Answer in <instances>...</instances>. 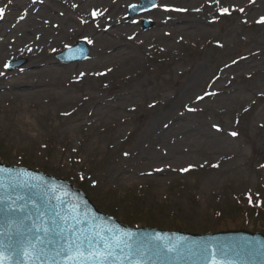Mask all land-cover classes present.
<instances>
[{"label": "rangeland", "instance_id": "374dc122", "mask_svg": "<svg viewBox=\"0 0 264 264\" xmlns=\"http://www.w3.org/2000/svg\"><path fill=\"white\" fill-rule=\"evenodd\" d=\"M37 1L45 3V0ZM91 1L89 0L81 10H68L64 5H59L58 10L70 13L74 20L73 23L63 26L64 38L61 39L62 44L59 46L48 43L43 37L37 39L42 35L40 32L37 34L32 32L28 40L24 39L20 34L21 21L18 22L13 35H10V45L5 49V53L0 55V78L4 79L0 82V91L11 92L8 88L2 89V85L10 80L22 82L27 86L35 83L37 78L28 79L27 75L43 70L49 64L69 68L64 78H58L63 80L66 90L77 96L75 115H85L86 120L80 123L71 121L72 117H69L67 112L72 108H69L68 104L56 107V102L47 95L40 96L39 101L25 104V111L22 114L16 113L15 102L10 98H2L3 93L0 92L2 163L70 182L82 191L101 213L132 229L153 228L199 236L240 231L264 235V120L254 122L264 110V85L255 87V84L259 83V80L256 83L259 75L253 68H249L243 74L233 70L241 55L246 51H255L260 53L257 66L260 68L259 72H263L264 75V31L260 34L253 33L252 37L245 36L247 31H258L254 21L243 23L239 20L241 14L238 10L229 15L231 9L228 6L229 0H216V5L210 11L212 23L204 28L205 33L201 37L188 38L176 33V29L168 32L175 37L170 39L171 41L176 42L177 39L176 56L159 50L152 44L148 45L145 51L142 47H137L141 39L135 34L152 33L159 28L158 19L154 18L157 9L127 19L130 7L141 5L142 0H130L122 8L119 4L122 0H103L108 8V14L120 16L121 24V27L117 26L116 29L103 33L98 29L99 22L93 16L95 11H89L93 8ZM2 3L4 0H0V6ZM184 3L190 2L183 0L182 4ZM163 4H168V0H158V6ZM44 5L39 8L35 6L36 10L32 12L33 18L37 21L49 18H40L39 10ZM112 7H118L119 12H113ZM233 8L243 6L236 5ZM221 9H228V12L222 13ZM22 13L23 8L16 11L15 16L11 18H19ZM187 18V15L163 16L164 21L170 19L183 21ZM146 22H151L152 27L146 28L144 26ZM103 25L105 29L113 27V24L106 22ZM115 30L124 31L120 34L114 33ZM99 34L107 37L105 41L108 42L107 45L97 41ZM13 41L17 46L12 45ZM79 41H86L89 45L88 59L76 64L60 63L57 56ZM106 51L114 53L126 51L138 56L139 68L129 71L122 77L121 72L132 66L127 56L120 60H109L105 67L96 69L98 76L90 84H87V79L80 80L79 75L89 70L93 58L99 59ZM31 60L38 61L39 65L33 67ZM12 63L14 70L9 72L8 65ZM86 65L88 67H85ZM201 65L204 66L205 73L201 83L194 87L189 83V78ZM93 68L94 64L90 70ZM137 73H141V80L135 87L133 83L127 82V79L128 75ZM224 75H229L227 81L217 82V79ZM49 79H45L46 82L49 81L46 85L57 92L60 88L55 76L52 75ZM96 83L101 89L99 93L93 85ZM213 84L216 89L224 91L232 89L233 86L253 88L252 93L246 95L244 100L236 97V102L231 106H219L214 110L215 124L224 120L223 110L228 108L231 111L226 120L233 127L237 141L228 143L223 152L227 157H235L232 164L234 166L236 163L239 166L238 177L232 182L216 181L211 192L201 190L202 183L214 173L205 159L207 158L205 154L210 151V146L206 142L205 150H201L191 159L184 172L170 174L167 177L153 175L152 165L144 163L145 169L138 182L136 179L131 180L132 182H114L110 171L124 166L120 156L139 142L152 118L168 113L169 116L165 117L164 123H173L177 116L175 112H180L183 103H188L189 100L185 98L182 100L181 97L188 92L191 98L197 94H204ZM27 86L23 87L28 91ZM118 86L120 90L115 89ZM43 87L46 89L44 84ZM78 89L80 93L77 95L75 92H78ZM124 89L138 96V101L129 106V110L135 111L129 114L122 108H114L110 100L112 95ZM167 89L169 91H166ZM163 91L168 95L166 100L162 101L159 96L156 105H151L148 97L161 94ZM98 103L102 104L100 108L108 107L105 116L95 122L87 120L88 113L93 108H98ZM205 110L211 111L210 107ZM124 119L128 120L127 125L121 123ZM207 122L208 114L202 113L193 117V120H187L185 128L198 131L197 128ZM187 133L189 131L179 134L180 138L183 140L181 136ZM116 137L118 140H115ZM213 138L216 142L223 141L207 135V140L214 141ZM149 144H153V139L149 140ZM240 151L244 153L240 155Z\"/></svg>", "mask_w": 264, "mask_h": 264}, {"label": "bare ground", "instance_id": "6f19581e", "mask_svg": "<svg viewBox=\"0 0 264 264\" xmlns=\"http://www.w3.org/2000/svg\"><path fill=\"white\" fill-rule=\"evenodd\" d=\"M89 0H45V3L38 2L37 0H4L0 9H3L2 20H0V55L5 53V49L10 45L9 37L13 35V32L16 30L18 22H22L20 34L26 40H28V36H31V33L37 34L38 32L42 33L41 36L37 37V39L44 38L45 41L52 45L59 46L62 44L61 39L64 38L65 29L63 26H67L68 24L73 23V18L68 12L59 11V5H64L68 10H81L86 6ZM103 0H92L90 4L93 8L89 9L98 13L95 16V20L99 22L98 29L100 32L106 33L110 30H114L117 26L121 27L119 23L120 16H116L115 14H108V8L102 2ZM130 0H122V6ZM189 4H182L183 0H168V4H163L159 6L158 12H156L154 18L158 19L159 28L152 33H142L136 32V37L141 39V43L137 44V47H142L145 51L148 45L152 44L157 47L159 50H164L177 55V39L175 41H171L170 39H174L175 37L171 36L168 33L171 29H176V33H179L188 38H196L201 37L205 31L204 28L210 26L211 21V9L216 5V0H187ZM233 2V3H230ZM45 4V5H44ZM44 5L39 12L41 13L40 18L45 20L37 21L32 16L33 10ZM195 5V6H192ZM243 6V11H241L240 21L243 23L254 21V26L258 27L256 30L258 31H247L245 36L252 37L253 33H262L264 31V21H262V17H264V0H229L228 6L233 8L234 6ZM23 8V13L19 18L12 19L14 17V13ZM201 8V9H197ZM197 9V10H196ZM12 10V13H11ZM111 10L113 12H119L118 7H112ZM202 12V13H201ZM11 14V16H10ZM172 14L173 17L179 15H187L188 18L185 20H175L170 19L167 21L163 20V16ZM118 19V21H116ZM54 20V21H53ZM59 21V22H57ZM106 22L108 24H113L111 29L103 28L105 25L103 23ZM179 25V27H177ZM126 25H124L123 29H125ZM161 28V29H160ZM13 29V30H10ZM124 30H115L114 33L119 32L123 34ZM232 35V33H231ZM178 36V37H183ZM256 36V35H255ZM25 41V40H24ZM30 41V40H29ZM37 41V40H36ZM97 41H101L103 44H108L107 37L103 36V34H99ZM13 46H17L16 42L13 41ZM153 46V48H155ZM145 53V52H144ZM129 57V60L132 62V66L130 68H126L123 70L122 77L126 75L129 71L133 69L139 68V58L138 56L132 55L129 52L121 51L114 53L113 51L105 52L100 55V58H93L94 68L92 70L90 66L88 71L81 73L79 75L80 80L87 79L88 83L92 82V80L97 76L96 69L103 68L107 65V61H115L124 59V57ZM260 60V53L255 51H246L241 57L238 59L237 64L233 66V70H237L239 74H243L249 68H253L257 71L259 78L256 80V83L259 80V83L256 85H264V75L263 72H259L260 68L257 66L258 61ZM33 67L38 66V61L31 60L30 61ZM85 67H88L87 65ZM69 68H59L54 63L49 64V66L43 70H39L34 73H29L27 75L28 79L37 78L36 82L27 86L24 83H17L16 81L10 80L9 82H5L2 85V89H7L11 92L3 93L2 98H10L12 99L16 106L14 111L16 113L22 114L25 111V104L28 102H36L39 101L40 96L47 95L51 96L52 100L56 102V107L61 105L72 108L67 112V115L71 118V121H75L80 123L85 119V115H75L76 114V98L73 92L68 91L63 86V80H59V78H64L66 76V72H68ZM236 72V71H235ZM205 73L204 66H198L191 74L189 78V83L194 87L199 85L203 79V75ZM52 75L55 76V79L58 82V87L60 88L57 92L52 91L50 86H47L45 79L51 78ZM5 79L6 77L3 76ZM59 77V78H58ZM95 78V79H96ZM229 78V75H224L218 78L216 81L226 80ZM4 80V79H3ZM0 78V82L3 81ZM7 80V79H6ZM50 80V79H49ZM141 80V73H137L136 75H128L127 82H131L136 87L139 85ZM61 81V82H60ZM215 81V82H216ZM216 82V83H217ZM215 83V84H216ZM46 86V89L43 87ZM215 84L212 85V88L201 94H197L191 98L189 92L186 93L182 98V100L189 99L188 103H183L181 106L180 112H175L177 116L176 121L173 123H164L165 117L169 116L168 113L160 116L154 117L149 122V127L146 133L140 138L139 142L135 144L129 151L120 156V160L124 161V166L118 170H111L110 174L113 175L114 182L116 181H131L136 179L139 181V177H142L143 171L145 167L143 164H151V170L153 175H166V177L170 174H178L184 172L186 167L189 165L191 159L197 155L201 150H205V144L208 143L210 146L209 153H206V161L214 170L213 174L206 179L202 185L201 190L204 192H211L214 189V184L216 181H233L240 174L239 166H233V162H235V157H227L224 155L223 149L229 144L235 143L237 141V135H232L234 129L226 120V116L229 115L231 111L228 108L223 110L222 114L224 116V120L220 123H213L214 120V110L217 107L223 106H231L236 102V97L245 98L246 95L252 93L253 88L244 87L241 88L239 86H233L232 89L229 90H218L215 88ZM50 85V84H49ZM95 89L98 90V93L101 91L96 84H93ZM91 85V87L93 86ZM23 86L28 87V91L24 89ZM121 86V85H119ZM116 87V90H120V87ZM155 88V86H153ZM81 88H85L81 86ZM44 89V90H43ZM43 90V91H42ZM79 90V89H78ZM27 91V92H26ZM42 91V93H39ZM166 91H169L167 89ZM166 91H163L161 94H153L148 97L151 101V105H156L157 98L165 101L168 97ZM26 92V93H25ZM80 93V90L78 92ZM92 97H95L94 94H91ZM11 96V97H10ZM138 96L134 94L128 93L127 90L115 93L110 97L111 102L114 105V108H122L125 110L127 114L132 112V109L129 110V106L136 103ZM160 100V99H158ZM241 102V100H238ZM112 105V106H113ZM102 106L101 103H98V108H93L88 113V119L90 121H99L102 117L105 116V111L108 109L100 108ZM210 107V112H206V108ZM202 113L208 114V122L204 123L202 127H198V131H193L191 129H186V121L193 120V117L196 115H202ZM65 115V114H62ZM169 119V118H168ZM20 120H22L20 118ZM264 120V110L258 115L254 122H261ZM125 123L126 125L129 123L127 119L122 120L121 123ZM128 122V123H127ZM147 122V123H148ZM193 122V121H191ZM146 123V124H147ZM120 128V127H119ZM121 129V128H120ZM191 130V131H190ZM184 134L183 140L180 138L179 134H183V132H188ZM179 135L177 138H175ZM207 135L220 138L222 142H216L207 140ZM153 139V144H149V140ZM118 140V137L115 138ZM189 141V142H187ZM195 145L196 147H192ZM244 152L240 151V155ZM238 169V170H237ZM132 182V181H131ZM134 182V181H133ZM125 184V183H124Z\"/></svg>", "mask_w": 264, "mask_h": 264}, {"label": "water", "instance_id": "95a60500", "mask_svg": "<svg viewBox=\"0 0 264 264\" xmlns=\"http://www.w3.org/2000/svg\"><path fill=\"white\" fill-rule=\"evenodd\" d=\"M76 51L78 56L67 57ZM87 53L79 44L59 59L81 61ZM100 236L124 242L123 251L113 249L108 264H264L262 235L132 230L101 215L66 182L0 163V253L7 264H68L65 251L70 245L85 237L99 241ZM82 247L87 251V244ZM93 247L104 250L102 243Z\"/></svg>", "mask_w": 264, "mask_h": 264}, {"label": "snow or ice", "instance_id": "6c2138e0", "mask_svg": "<svg viewBox=\"0 0 264 264\" xmlns=\"http://www.w3.org/2000/svg\"><path fill=\"white\" fill-rule=\"evenodd\" d=\"M3 11V9H0V15L3 14ZM241 11H243V9H241ZM221 12L227 13L228 9H221ZM96 15H98V13L94 12L93 16ZM261 19L264 21V17ZM232 135L236 134L233 133ZM186 170L187 169H185V171ZM249 202H252L251 197H249ZM45 232H47V229H45ZM97 235L99 236L100 234L97 233ZM101 243L103 245V251H101L99 247H93L94 244L100 245ZM122 243L124 242L121 240H115L114 243L109 242L103 236H100L99 241L85 237L83 240L74 242L75 247L69 246L65 251V258L68 264H108V261L113 258L114 248L123 251V248H121ZM84 244L88 245L87 251L82 247ZM124 247H128V245L124 244ZM0 264H7V260L2 253H0Z\"/></svg>", "mask_w": 264, "mask_h": 264}]
</instances>
